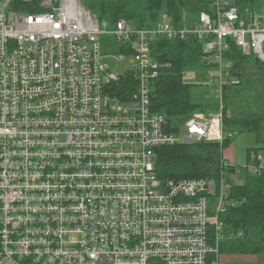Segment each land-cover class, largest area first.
I'll use <instances>...</instances> for the list:
<instances>
[{
    "label": "built area",
    "instance_id": "2783aa9c",
    "mask_svg": "<svg viewBox=\"0 0 264 264\" xmlns=\"http://www.w3.org/2000/svg\"><path fill=\"white\" fill-rule=\"evenodd\" d=\"M105 35L125 76L105 63ZM159 39L202 44L222 106L231 43L264 63V6L248 17L214 0L195 21L109 28L83 0H0V264H220L232 183L162 182L157 150L234 134L222 112L180 134L154 111L153 84L172 69L155 58ZM130 74L120 98L113 85ZM246 171L263 174V157Z\"/></svg>",
    "mask_w": 264,
    "mask_h": 264
},
{
    "label": "trees",
    "instance_id": "16d2710c",
    "mask_svg": "<svg viewBox=\"0 0 264 264\" xmlns=\"http://www.w3.org/2000/svg\"><path fill=\"white\" fill-rule=\"evenodd\" d=\"M235 5L243 16L255 11L256 0H227ZM214 0H83L101 23L109 28L121 20L137 27L152 26L160 21L163 8L171 21L183 24L197 20L208 12ZM196 16V17H195ZM155 44V58L171 63L168 74L155 80L152 90V106L161 114L171 129L184 132L187 121L195 114H219L222 112L224 134L253 133L257 147L248 149V163L253 155L264 151V67H258L253 56L244 55L233 43L225 56L231 65L230 81L224 85L222 106L195 104L191 98L192 85L185 82L191 71H209L217 68L208 65L202 44L197 40L159 39ZM117 48V53L122 48ZM255 60V62H253ZM137 83L133 75L121 78L113 85L115 93L125 98L122 84ZM125 86V85H124ZM252 93H255L252 97ZM243 100H247L248 106ZM216 107V108H215ZM180 120H184V124ZM182 124V125H181ZM175 132V131H174ZM232 144L231 139L218 144H177L157 150L156 173L162 182L182 179H221L228 177L232 183L233 208L221 215L226 224L225 236L220 242L221 255L253 256L264 260V173L250 175L246 170L227 163L224 151ZM228 166V167H227ZM244 176L242 183H235L236 172Z\"/></svg>",
    "mask_w": 264,
    "mask_h": 264
},
{
    "label": "rangeland",
    "instance_id": "374dc122",
    "mask_svg": "<svg viewBox=\"0 0 264 264\" xmlns=\"http://www.w3.org/2000/svg\"><path fill=\"white\" fill-rule=\"evenodd\" d=\"M263 6L264 0H256L254 14L257 16L261 15ZM169 20L170 18L168 17L166 8L164 7L160 16V21L166 22ZM101 47L103 53L107 56L105 63L110 69V72L117 76H125L129 70V60H126L125 62L118 60L119 55L117 54V48L113 36H102ZM253 62H255V60ZM209 71H191L185 75L184 80L186 83L192 85L191 98L193 103L215 105L218 107L220 100L217 98V94L215 92L216 85L214 84L212 77L207 74ZM254 94L255 93H252V97ZM242 103L248 106L249 102L247 100H243ZM198 114L205 116L210 115L204 113ZM180 121L184 124V120ZM231 141L232 144L224 151L227 162L230 165H234L246 170V167L249 165L246 159L247 149L255 148L257 146L255 135L253 133L234 134V137L231 139ZM260 155L263 154L261 153ZM241 174H234L232 176L235 183L239 184L244 181V176ZM220 264H264V260L263 258L253 256L222 255Z\"/></svg>",
    "mask_w": 264,
    "mask_h": 264
},
{
    "label": "water",
    "instance_id": "95a60500",
    "mask_svg": "<svg viewBox=\"0 0 264 264\" xmlns=\"http://www.w3.org/2000/svg\"><path fill=\"white\" fill-rule=\"evenodd\" d=\"M256 65L258 67H264V63H262L261 61H259L258 59L256 60Z\"/></svg>",
    "mask_w": 264,
    "mask_h": 264
},
{
    "label": "crops",
    "instance_id": "0c3cea01",
    "mask_svg": "<svg viewBox=\"0 0 264 264\" xmlns=\"http://www.w3.org/2000/svg\"><path fill=\"white\" fill-rule=\"evenodd\" d=\"M255 137H256V136H255ZM257 146H258V145H257ZM257 146H256V147H257ZM256 147H255V148H256ZM249 149H250V148H249ZM247 151H248V149H247ZM261 153L263 154V155H261V156L263 157V160H264V151H263V152H260V154H261ZM224 157H225V153H224ZM225 159H226V158H225ZM246 159H247V162H248V153H247V157H246ZM226 161H227V159H226ZM227 163H228V162H227Z\"/></svg>",
    "mask_w": 264,
    "mask_h": 264
}]
</instances>
